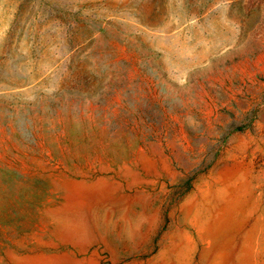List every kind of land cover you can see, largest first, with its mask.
Wrapping results in <instances>:
<instances>
[{
	"label": "rangeland",
	"instance_id": "rangeland-1",
	"mask_svg": "<svg viewBox=\"0 0 264 264\" xmlns=\"http://www.w3.org/2000/svg\"><path fill=\"white\" fill-rule=\"evenodd\" d=\"M0 264H264V0H0Z\"/></svg>",
	"mask_w": 264,
	"mask_h": 264
}]
</instances>
